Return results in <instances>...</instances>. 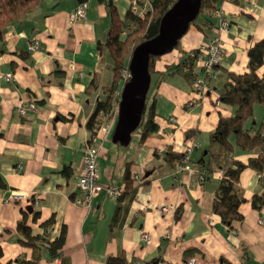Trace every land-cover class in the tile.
<instances>
[{
  "label": "crops",
  "instance_id": "1",
  "mask_svg": "<svg viewBox=\"0 0 264 264\" xmlns=\"http://www.w3.org/2000/svg\"><path fill=\"white\" fill-rule=\"evenodd\" d=\"M84 1V17L69 22V12L82 0H43L22 21L8 24L0 40V176L5 182L0 187V264L19 253L30 255L15 230L21 208L30 201L40 213L31 223L33 233L41 232L39 222L51 214L55 216L53 232L59 222L66 225V261L43 256L39 264H104L106 255L119 249L130 264H154L155 257H159L157 264H185L189 257H195L196 264H264V222H259L264 206L255 209L246 200L239 205L243 218L234 219L228 227L211 207L221 171H211L198 181L195 174L178 169L177 163L172 166L153 155L166 146L180 153L192 145L189 159L196 164L218 116H229L232 108L217 99L212 84L205 94L195 95L190 79L174 66L219 33L223 55L215 70L248 71L247 49L264 36V0H220L218 7L229 23L226 30L210 26L201 31L190 24L177 45L156 58L153 68L164 73L151 91L159 132L140 142L136 130L125 146L110 140V128L97 132L101 184L123 188L126 162L137 178L149 177V183L140 184L131 199H112L103 190L90 204L77 205L70 195L77 194L76 174L82 150L89 143L85 122L102 96V87L112 78V59L97 46L107 36V8L99 0ZM112 1L123 18L130 0ZM146 1H139L141 8ZM34 39L36 50L27 49ZM263 71L264 57L257 72ZM7 72L11 76L6 77ZM92 79L97 87L86 93ZM29 100L34 109L18 114L16 105ZM253 111L247 123L264 122L263 107L255 104ZM187 130L193 132L186 135ZM255 153L235 148L232 156L243 162ZM63 166L72 170L67 176L60 172ZM262 170L242 169L241 195L248 199L262 190L264 166ZM13 193L23 196L13 197ZM162 204L167 211L160 209Z\"/></svg>",
  "mask_w": 264,
  "mask_h": 264
},
{
  "label": "trees",
  "instance_id": "2",
  "mask_svg": "<svg viewBox=\"0 0 264 264\" xmlns=\"http://www.w3.org/2000/svg\"><path fill=\"white\" fill-rule=\"evenodd\" d=\"M99 1L103 2L107 8L110 24L105 40L98 42L97 46L99 49H105L112 59V78L109 85L102 87V96L95 102V107L85 122V128L89 132L88 141L97 134L105 119L111 118L110 121L112 119L115 121L118 99L113 92L118 85L121 86L124 82L123 79L121 80L122 69L127 68L130 54L135 45L156 34L160 16L175 0H148V4L143 8L141 14L128 7L123 18L119 17L112 0ZM219 1L200 0L198 13L190 21L189 26L193 24L201 31L204 27L214 26V10L218 8ZM42 2L43 0H0V40L8 24L22 21ZM196 51L197 49L193 48L187 52L174 68L177 70L179 68L182 72L181 66L190 59V53ZM247 52L248 71L236 74L219 69L216 70V78L214 79L216 82L210 81L213 88L217 89V99L228 106L230 105L232 113L229 116L221 114L218 116L216 127L208 133L207 147L197 157L194 165L205 172L221 171L218 185L214 190L211 207L228 227L231 226L234 219L240 220L243 218L239 205L246 200L255 209L264 206V185L261 191H256L248 199L241 195L238 189L239 174L244 167H249L261 173L264 166V122H259L256 126L247 123L253 118L255 104L261 105L264 111V71L260 74L257 72L262 66L264 57V36L255 40L247 49ZM157 57L159 55H149L147 69H149L150 83L146 91L141 119L135 129V131L139 130L140 142L145 140L148 135L159 132L154 115V97L151 95V91L164 77L163 72L156 71L153 68ZM173 70L170 72H173ZM55 71L62 76L61 71ZM183 74L187 76L185 73ZM96 87L97 82L92 79L86 88V93ZM60 118L65 119L66 117L60 116ZM191 132L193 130H187L185 134L189 135ZM2 136L3 133L0 132V137ZM235 148L241 151H256V153L242 162L232 156ZM153 155L155 158L161 157L164 162L172 166L179 162L181 157V153L171 150L168 146L165 147L163 152L154 151ZM125 164L122 173L123 188L116 197L118 199H131L140 184L147 185L149 183V177L141 176L137 178L130 171V163L126 162ZM71 171L69 166H63L60 169V172L65 176L70 174ZM260 179L264 181V174H261ZM0 187H5V182L1 176ZM70 197L73 198L74 194L72 193ZM30 202L31 210L21 208L22 216L15 224L18 242L31 250L30 255L26 256L24 253H19L12 260H7L2 264H39L43 256L49 259L60 257L65 262L66 257L63 246L66 238V225L59 222L56 232H53L55 216L51 214L45 220L39 222L41 232L33 233L31 223H34L40 217V213L34 207V202ZM1 253L2 250L0 249V255ZM153 261L154 264H157L159 257L153 258ZM104 264H130V262L125 257L124 250L119 249L116 254L106 255Z\"/></svg>",
  "mask_w": 264,
  "mask_h": 264
},
{
  "label": "built area",
  "instance_id": "3",
  "mask_svg": "<svg viewBox=\"0 0 264 264\" xmlns=\"http://www.w3.org/2000/svg\"><path fill=\"white\" fill-rule=\"evenodd\" d=\"M140 0H130L129 7L130 9L139 12L140 14L143 11V8L148 4L146 1L145 5L141 8L139 4ZM84 8L85 2L78 3L72 11L68 14L69 22L79 20L84 17ZM214 15L216 16L217 22L214 24L213 29L218 31H223L228 28V19L226 18L223 10L218 7L214 10ZM38 46L37 40H32L28 42L27 49L36 50ZM196 52L190 53V59L187 62H184L182 67V73H185L191 82V88L195 95L201 96L205 94L207 90H209L210 81L216 78V70L215 65L219 63L222 59V42L220 39L219 33H214L213 36L203 41L200 46H198ZM122 78L125 81L129 76V69H122ZM11 76V73L7 72L6 77ZM123 84V83H122ZM122 85H118V87L114 90L113 94L119 100L120 91ZM118 103V102H117ZM35 105L32 100H29L26 104H17L14 108L18 114H25L29 109H34ZM118 107V105H117ZM117 113V108H116ZM174 120L171 116L170 120ZM114 122H112L111 126H107V124L100 125V131H107L108 128L112 131V126ZM111 134V132H110ZM98 135L95 134L89 140L83 150H82V161L81 166L76 174V185H77V194L72 198L73 202L77 205H88L90 204L92 197L96 196L103 190H105L106 194L115 199L122 191V187L117 185H105L101 184L98 176ZM192 150V145H187L184 147V150H181V157L179 162H177L176 166L178 169L187 170L189 173L195 174L198 181H203L208 177L210 172H205L202 169H199L197 166L192 165L189 155ZM14 197H21L23 194L13 193ZM162 211H167L168 206L162 204L160 207ZM259 222H264V217L259 218ZM143 237L145 239L148 238V234L142 232ZM185 264H196L195 257H189Z\"/></svg>",
  "mask_w": 264,
  "mask_h": 264
},
{
  "label": "water",
  "instance_id": "4",
  "mask_svg": "<svg viewBox=\"0 0 264 264\" xmlns=\"http://www.w3.org/2000/svg\"><path fill=\"white\" fill-rule=\"evenodd\" d=\"M200 0H175L159 18L156 34L139 42L132 49L127 64L129 76L123 82L118 100L116 120L110 140L125 146L130 142L141 119L146 91L150 83L149 55H161L174 46L189 27L199 10ZM26 208L31 210V206Z\"/></svg>",
  "mask_w": 264,
  "mask_h": 264
},
{
  "label": "rangeland",
  "instance_id": "5",
  "mask_svg": "<svg viewBox=\"0 0 264 264\" xmlns=\"http://www.w3.org/2000/svg\"><path fill=\"white\" fill-rule=\"evenodd\" d=\"M116 117V116H115ZM111 119V118H110ZM110 119H105L104 120V122H103V124H106V123H109L110 125L112 124V122H115V121H113V119H112V121H110ZM116 120V119H115ZM106 122V123H105Z\"/></svg>",
  "mask_w": 264,
  "mask_h": 264
}]
</instances>
